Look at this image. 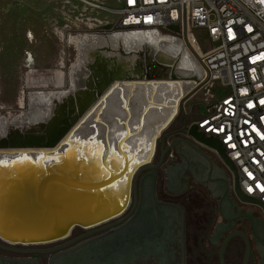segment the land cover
<instances>
[{
  "label": "bare ground",
  "instance_id": "1",
  "mask_svg": "<svg viewBox=\"0 0 264 264\" xmlns=\"http://www.w3.org/2000/svg\"><path fill=\"white\" fill-rule=\"evenodd\" d=\"M77 41L83 53L90 46L96 53L80 58L84 80L77 85L71 69L69 89L30 91L34 111L25 123L0 121V240L6 243L51 244L72 228L123 215L134 178L152 162L155 141L176 118L174 106L194 85L171 80L203 76L183 43L157 32L115 30ZM149 66L158 76L150 85ZM80 117L84 127L75 133L71 126Z\"/></svg>",
  "mask_w": 264,
  "mask_h": 264
},
{
  "label": "flooded vegetation",
  "instance_id": "2",
  "mask_svg": "<svg viewBox=\"0 0 264 264\" xmlns=\"http://www.w3.org/2000/svg\"><path fill=\"white\" fill-rule=\"evenodd\" d=\"M148 74L157 80L150 66ZM176 118L155 141L149 165L159 163L165 132L183 127ZM184 138L185 132L166 137L171 149L162 165L137 177V200L132 186L125 213L96 228L121 223L90 236L96 228L75 227L63 240L34 247L50 252L28 260H15L6 256L13 253L2 250L0 264H221L220 250L227 240L225 264H244L246 244L237 233L245 234L251 248L247 264H264V239L253 230V215L241 209L247 204L235 194L236 173L216 152L218 160L212 159L208 153L213 151L202 144L191 141L194 149L180 145Z\"/></svg>",
  "mask_w": 264,
  "mask_h": 264
},
{
  "label": "built area",
  "instance_id": "3",
  "mask_svg": "<svg viewBox=\"0 0 264 264\" xmlns=\"http://www.w3.org/2000/svg\"><path fill=\"white\" fill-rule=\"evenodd\" d=\"M118 16L116 28L167 32L195 50L205 111L187 127L223 147L240 190L264 214V0H123ZM199 32L213 44L204 53Z\"/></svg>",
  "mask_w": 264,
  "mask_h": 264
},
{
  "label": "rangeland",
  "instance_id": "4",
  "mask_svg": "<svg viewBox=\"0 0 264 264\" xmlns=\"http://www.w3.org/2000/svg\"><path fill=\"white\" fill-rule=\"evenodd\" d=\"M88 1L91 2V0ZM92 1L95 2L94 5H100L102 8L97 9L94 5H86L79 0H0V121L3 120L2 122H5L7 126H12L14 121L16 124L25 123L34 111H32L34 108H29L30 91L51 90L58 85L62 86V90L69 89L68 77H70L71 69L77 85L84 80L87 69L83 63L79 65L80 58L85 52L89 59L96 53L92 46L87 47L84 53L79 50L76 42L82 36L124 30L116 28L119 20L118 11L122 7L123 0ZM107 25L110 27L106 28ZM160 34L175 39L167 32ZM198 34L204 53L213 44L205 37L204 32ZM180 42L199 64L198 55L192 46ZM171 77L174 78L172 75ZM200 79L195 80L194 77L177 74L171 80L175 82L194 80V85L190 89L188 85H185L184 89L189 90L183 98L181 97V100H178L176 109L178 125L184 124L185 121L186 125H189L196 119L198 113L202 114L205 111L204 106L198 104L197 100L205 93V87L199 86ZM78 88L81 89L77 87L74 92ZM212 93L216 95L215 90ZM81 118L71 126L75 133L83 130L85 121L83 119L80 121ZM168 132L169 130L165 133ZM65 143L63 139L58 147H63ZM53 150L54 148L51 149ZM208 154L215 161L218 160L214 151ZM53 181L64 183L59 180ZM240 206L244 213L253 215V221L256 224V226L253 224V230L258 229L264 239L263 213L251 204ZM74 233H82V230L75 229ZM0 254L5 255L2 250ZM16 255L6 254L15 260H28L32 254Z\"/></svg>",
  "mask_w": 264,
  "mask_h": 264
},
{
  "label": "water",
  "instance_id": "5",
  "mask_svg": "<svg viewBox=\"0 0 264 264\" xmlns=\"http://www.w3.org/2000/svg\"><path fill=\"white\" fill-rule=\"evenodd\" d=\"M168 30H171V31H174V32H178L179 31V29L177 27H169ZM147 78H149V74L147 75ZM182 132H185V137L186 138L180 140L181 141L180 145L186 144V145H188V146H190L191 148L194 149L195 145L193 144V142H191V141H194L195 143H199V144H202V145H205V146L211 148L212 150H214L219 155V157L223 160L224 164L229 169L234 171L236 173V176H237V170H236L234 164L226 157V155L224 153V150H223V147L217 141H215L214 139L208 138L202 132H199L197 125H192L190 128H188L187 125H186V121H185V123H184V125H183V127L181 129L176 130L174 132H170V133L168 132V133H166L163 136V142H162V148H161L162 152H161V157H160L159 163L157 165L144 166V168L142 170L156 169L160 165H162L166 154L171 149V146L166 144V141H165L166 137H173L175 135H180ZM138 175L134 178L133 185H132L133 186V193L135 194V199L136 200H137L136 180H137ZM234 191H235V194H236L237 198L242 203H246V204H253L254 203L250 198L246 197L242 193V191L240 190V188L238 186L237 178H236ZM114 219H116V218H112V219L107 220L106 222H102L101 224H98V225L99 226L103 225L104 223H108L109 221H112ZM119 223H121V222L120 221L113 222L111 224H108L107 226H102L100 228H96V227H98V225H97L96 227H94L96 229H93L92 231H90L86 236H90V235H93L95 233L107 230L108 228L114 227V226L118 225ZM78 227H81V226H78ZM71 230H70V232H71ZM70 232H69V234H70ZM237 234L240 235L245 241L246 252H245V257H244V264H247L248 260H249V257H250V254H251V248H250L248 239L245 236V234L244 233H237ZM233 235H235V234H233ZM230 237H232V236H230ZM65 238H60V239L63 240ZM60 239H56L54 241H58ZM227 242H228V240L223 244V246H222V248L220 250V263L221 264H225L224 258H223V253H224V250H225ZM37 245H43V243H39V244H35V245L34 244L33 245H24V244H10V243H6V242L0 240V249L3 250V251L11 252V253H16V254H35L34 256L38 257L39 254H47L48 252H50V251H47V250L43 251V250H39L37 248H34Z\"/></svg>",
  "mask_w": 264,
  "mask_h": 264
},
{
  "label": "snow or ice",
  "instance_id": "6",
  "mask_svg": "<svg viewBox=\"0 0 264 264\" xmlns=\"http://www.w3.org/2000/svg\"><path fill=\"white\" fill-rule=\"evenodd\" d=\"M98 147H99V146H98ZM97 155H100V153H97ZM0 163H5V162L0 161ZM262 190H264V189H262Z\"/></svg>",
  "mask_w": 264,
  "mask_h": 264
}]
</instances>
